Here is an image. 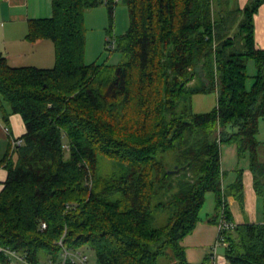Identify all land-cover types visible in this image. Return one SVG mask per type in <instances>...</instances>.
Wrapping results in <instances>:
<instances>
[{
  "label": "trees",
  "instance_id": "1",
  "mask_svg": "<svg viewBox=\"0 0 264 264\" xmlns=\"http://www.w3.org/2000/svg\"><path fill=\"white\" fill-rule=\"evenodd\" d=\"M263 2L52 0L51 17L30 21L27 39L53 43V68L12 67L0 55L3 119L15 114L24 126L23 145L2 161L0 246L28 264L58 262L61 237L92 248L97 264H189L181 241L206 195L215 224L221 209L231 221L226 196L243 197L241 174L223 189V144L248 156L264 198V50L253 26ZM118 4L129 18L115 37L120 63L86 64L85 13L105 6L112 24ZM210 93L215 109L194 113L193 96ZM226 242L228 264H264V224L236 225Z\"/></svg>",
  "mask_w": 264,
  "mask_h": 264
},
{
  "label": "crops",
  "instance_id": "2",
  "mask_svg": "<svg viewBox=\"0 0 264 264\" xmlns=\"http://www.w3.org/2000/svg\"><path fill=\"white\" fill-rule=\"evenodd\" d=\"M249 1L229 0V5L243 9ZM51 15L52 0H0V55L10 66L53 68L55 65L53 43L48 39L34 42L27 39L28 23L32 20L50 18ZM253 26L255 47L264 50V2L253 15ZM3 113L4 109L0 108V190L6 178V169L2 161L11 151L10 136L21 137L24 133L23 122L18 115H9L5 122ZM259 142L261 143L259 156L264 160V142ZM220 162L221 170L225 173L223 189L226 190L236 181L238 174H241L242 199L229 195L225 198L231 221L235 225L264 224V198L255 192L248 156L240 157L235 145L223 144ZM215 216V199L213 194L209 193L206 195L194 230L181 241L187 263L202 264L207 257H211L218 236L217 224L210 221L216 219ZM216 253L223 255L224 248L218 247Z\"/></svg>",
  "mask_w": 264,
  "mask_h": 264
},
{
  "label": "rangeland",
  "instance_id": "3",
  "mask_svg": "<svg viewBox=\"0 0 264 264\" xmlns=\"http://www.w3.org/2000/svg\"><path fill=\"white\" fill-rule=\"evenodd\" d=\"M104 13V16H103ZM129 25L128 12L126 7L118 4L114 10L113 23L110 24L109 16L105 6H99L88 10L84 16L85 29V51L84 62L96 65H117L121 61L118 51H110L106 46L107 36L118 37L125 33ZM112 31L113 33H110ZM112 34V35H111ZM116 49V48H115ZM247 88H251L256 67L253 60H249L246 66ZM217 97L215 93L197 94L192 99L194 113H207L215 109ZM258 140L264 142V119L259 122ZM66 148V146H65ZM88 256L90 264H97L96 255L92 248H82ZM221 252V251H220Z\"/></svg>",
  "mask_w": 264,
  "mask_h": 264
},
{
  "label": "built area",
  "instance_id": "4",
  "mask_svg": "<svg viewBox=\"0 0 264 264\" xmlns=\"http://www.w3.org/2000/svg\"><path fill=\"white\" fill-rule=\"evenodd\" d=\"M106 46L107 49L110 51H114L116 47L115 37L108 36L106 38ZM23 145V140L19 137H12L10 136V150L11 152L15 151L17 148ZM46 225L43 223L41 225V229H45ZM218 236L217 242L215 243L212 252H211V259L213 261L212 264H228L224 255H218L216 253L218 247L225 248L227 246L226 237L227 233L233 231L236 228V225L229 221L224 213V210L221 209L218 223ZM57 245L60 246V258L58 262H50L49 264H90L88 256L81 250V249H72L68 248L63 243V237L57 242ZM0 253L6 259V264H28L26 260L23 258L21 254L18 252L2 248L0 246ZM0 264H3L0 261Z\"/></svg>",
  "mask_w": 264,
  "mask_h": 264
}]
</instances>
